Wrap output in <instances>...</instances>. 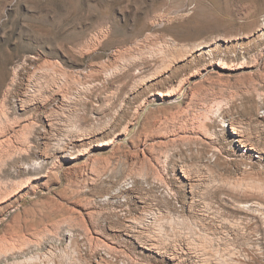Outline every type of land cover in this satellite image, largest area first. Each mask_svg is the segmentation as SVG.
Wrapping results in <instances>:
<instances>
[{
    "label": "rangeland",
    "instance_id": "rangeland-1",
    "mask_svg": "<svg viewBox=\"0 0 264 264\" xmlns=\"http://www.w3.org/2000/svg\"><path fill=\"white\" fill-rule=\"evenodd\" d=\"M263 23L264 0H0V126L19 119L16 131L22 141L13 161L0 166V242L13 234L31 240L39 230L58 238L64 229L78 232L84 245L92 239L95 245L117 247L126 262L163 264L133 241L128 249L120 243L121 215H135L142 207L163 216H184L201 233H232L230 223L240 214L228 203L219 208L221 201L202 187L178 189L171 204L161 203L149 189H177L175 183L156 182L163 175L165 156L199 165L216 149H229L224 145L231 137L224 142L200 127L203 108L214 109L216 102L230 119L242 121L252 154L264 160V118H256L255 109L264 103V38L258 37ZM102 29L106 42L86 53L84 44ZM149 39L180 51L201 44L206 53L179 62L169 75L150 83L152 89L177 95L154 94L155 101L132 115L151 98L150 88L131 91L132 73L154 69L156 59L131 63L116 57V64L125 62L130 68L108 84L96 71L112 63L117 51L127 53ZM28 59L36 65H26ZM51 63H60L67 81L80 80L91 92L70 86L69 100L53 108L57 100L49 93L54 88L50 73L41 69ZM91 70L97 76L90 78ZM182 81L188 83L181 88ZM29 89L40 91L37 102L21 110ZM193 102L202 108L196 109L200 121L184 116ZM124 128H129L128 135L114 140ZM107 139L114 143L101 145ZM196 152L204 156L197 159ZM228 152L223 151L218 170L234 175ZM140 175L146 181L139 184ZM119 187L122 193H116ZM164 229L170 238L168 225ZM230 238L237 245L242 241Z\"/></svg>",
    "mask_w": 264,
    "mask_h": 264
},
{
    "label": "bare ground",
    "instance_id": "bare-ground-1",
    "mask_svg": "<svg viewBox=\"0 0 264 264\" xmlns=\"http://www.w3.org/2000/svg\"><path fill=\"white\" fill-rule=\"evenodd\" d=\"M258 32L260 33L258 37L263 39L264 23L259 26ZM106 40L107 31L102 29L95 39L84 44L83 50L86 53H92L102 46ZM200 45L180 51L167 42L149 39L145 45H139L135 50L127 53H118L119 51H117V55L114 53L115 57L113 62L102 65L96 72H98L100 76L103 75V82L108 84L116 78V74L124 73L130 68L125 62L124 64H116V57L120 59L125 58L131 63H136V61L145 63L148 62V60L156 59L155 62H157V66L154 69L141 71L137 68L138 70L135 69L136 71L134 70L135 72L132 73L133 86H131V91L141 90L144 92L149 88L151 91L150 99L142 101L136 108L134 106L135 109L132 115H136L142 112L150 101H155L154 94L160 97L177 95L178 92L174 94L171 92L172 90L162 91L154 88L152 89L154 84L150 83L164 78L167 74L169 75L170 71L179 62H185L190 58H201V55L204 56L206 52L202 50V45ZM26 62L28 66L36 65L35 59H28ZM51 64H44L41 66V69L50 73L49 80L54 88L53 90H48L57 100L53 108H56L65 100H69L70 86L75 87L81 85V87H83L80 88L82 91L84 90L86 93L91 92V87H89V85H84V87L80 80L78 81L70 77L71 79L67 81V73L60 63H55V65L53 63ZM96 72L92 71L93 76H90V78L97 76L95 74ZM186 83L188 82L182 81L179 86L182 88ZM39 92L40 91L29 89L25 94L26 98L29 100L25 103L24 100L20 101L19 106L21 110H24V107L28 104L37 102L35 97L39 96ZM48 99L49 98H47L46 101ZM201 99L204 100L203 97ZM162 101H164V99ZM214 104V109H212V107H209V109L203 108L204 113L201 116L202 123L200 127L204 134L209 135L212 133V135H215L224 142L228 140V136L231 137V141L224 145V147L229 148V152L228 150H224V148L216 149L208 157L207 162L199 165H190L181 160V162L178 163L171 162L172 160L169 155H167L163 158V175L158 178L156 182H159V185H168L167 183L172 182L175 183L177 189L170 188L168 185L166 191L162 189L156 192L150 188L149 192L161 203L171 204V201L174 199L173 196L178 194V189L187 187L189 191L192 192L194 187H202L205 192H209L221 201L219 208L225 207L224 203H228L231 206V211L240 214V219L237 217L230 223L232 233H221L219 236L201 233L195 230V228H193L194 226H192L184 216H163L159 213H152L142 207L135 215L122 214L120 217L121 225L124 230V237L120 243L124 245L125 249H128L133 241L137 243L143 251L145 250L158 256L163 264L164 262L169 264H264V160L262 157H256L252 154L254 149L248 142L247 133L243 127L242 121L234 118L230 119L229 111L224 109L220 102ZM263 104L264 103H259L256 105V118H264V111H262ZM196 109L199 111L202 110V108H198L197 104L193 102L192 105L188 107L187 111L183 110L184 116H189L190 119L198 118L197 120H199L200 114L196 112ZM176 113L180 114L178 111H176ZM178 114H176V116ZM166 119L167 118L164 120L166 121ZM190 121H192V119ZM226 123L228 131L224 129ZM18 124H20V120L15 119L12 122L6 121L5 124L0 126L1 167H5L9 162L13 161L14 153L19 150L18 145L22 143L20 135L16 131ZM160 126L161 124L159 127ZM156 128L154 129L157 131ZM163 131L166 132V130ZM128 132L129 128H124L120 132H116L114 140L128 135ZM165 132L164 134H166ZM160 133L158 132L159 135ZM114 140H104L106 142H103L101 145H112ZM149 140L153 142L152 137H150ZM231 144H234L233 147ZM145 145H147V143ZM223 151L224 154L228 152V154L233 157L236 174H225L218 170ZM203 156L204 153L201 152L200 154L197 153L195 157L200 159ZM139 180L140 181H136L139 182V184L146 181L143 175H140ZM122 187H119L116 193H122ZM127 191L129 190L127 189ZM102 201L105 202L107 199ZM117 217H119V215H117ZM164 225H168L171 231L170 238L168 237V233L165 232ZM98 230L102 231V228L98 227ZM39 232L33 233V239L31 238V240L25 238L24 235L13 234L10 235L7 240L1 241L0 262H3L1 264H132L131 261V263H129L123 260V257L119 254L121 250L118 251L117 247L114 248L108 244L95 245L96 243H94L92 239L87 240L85 243L86 245L82 244L85 241L78 232L64 231L63 229L62 234L58 238H54L52 235L48 236L46 234H41L42 231ZM231 236H233L235 240L240 237L242 239L241 243L237 245L234 241L228 242ZM118 237L119 236H117V238ZM108 238L109 237H107V239ZM121 255L124 254L122 253ZM41 258H43V260H41Z\"/></svg>",
    "mask_w": 264,
    "mask_h": 264
}]
</instances>
